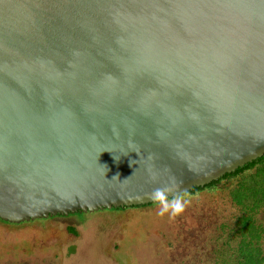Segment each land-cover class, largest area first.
<instances>
[{
  "label": "water",
  "instance_id": "water-1",
  "mask_svg": "<svg viewBox=\"0 0 264 264\" xmlns=\"http://www.w3.org/2000/svg\"><path fill=\"white\" fill-rule=\"evenodd\" d=\"M263 155L264 0H0V219L154 203Z\"/></svg>",
  "mask_w": 264,
  "mask_h": 264
},
{
  "label": "rangeland",
  "instance_id": "rangeland-1",
  "mask_svg": "<svg viewBox=\"0 0 264 264\" xmlns=\"http://www.w3.org/2000/svg\"><path fill=\"white\" fill-rule=\"evenodd\" d=\"M233 182L183 195L188 204L173 219L158 216L156 204L1 219L0 264H233L240 237L231 229L241 214L228 194ZM258 217L264 223V209Z\"/></svg>",
  "mask_w": 264,
  "mask_h": 264
},
{
  "label": "trees",
  "instance_id": "trees-1",
  "mask_svg": "<svg viewBox=\"0 0 264 264\" xmlns=\"http://www.w3.org/2000/svg\"><path fill=\"white\" fill-rule=\"evenodd\" d=\"M224 181H234L228 194L241 210V214L235 220V227L231 229L234 235L240 237L239 244L234 249L233 264H264V223L258 217L264 209V155L237 168L234 172L225 174L218 180L203 187H195L182 195L193 194ZM153 204L155 203L111 209L126 211ZM78 213L83 212L70 213V215ZM69 230L72 233L76 232L72 227Z\"/></svg>",
  "mask_w": 264,
  "mask_h": 264
},
{
  "label": "clouds",
  "instance_id": "clouds-1",
  "mask_svg": "<svg viewBox=\"0 0 264 264\" xmlns=\"http://www.w3.org/2000/svg\"><path fill=\"white\" fill-rule=\"evenodd\" d=\"M127 179V178H126ZM151 199L158 205L157 215L168 216L173 219L182 214L188 204V200L180 193H174L171 187H158L149 194Z\"/></svg>",
  "mask_w": 264,
  "mask_h": 264
},
{
  "label": "flooded vegetation",
  "instance_id": "flooded-vegetation-1",
  "mask_svg": "<svg viewBox=\"0 0 264 264\" xmlns=\"http://www.w3.org/2000/svg\"><path fill=\"white\" fill-rule=\"evenodd\" d=\"M68 215H70V214H68ZM55 216H61V215H55ZM49 217H53V216H49ZM42 219V218H41ZM1 220V219H0ZM2 221H4V220H2ZM4 222H6V223H10V222H8V221H4ZM24 222H29V221H24ZM20 223H23V222H20ZM12 224H16V223H12Z\"/></svg>",
  "mask_w": 264,
  "mask_h": 264
}]
</instances>
